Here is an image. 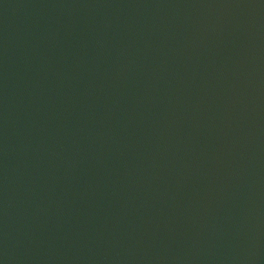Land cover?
Returning a JSON list of instances; mask_svg holds the SVG:
<instances>
[{
    "label": "water",
    "instance_id": "water-1",
    "mask_svg": "<svg viewBox=\"0 0 264 264\" xmlns=\"http://www.w3.org/2000/svg\"><path fill=\"white\" fill-rule=\"evenodd\" d=\"M0 264H264V0H0Z\"/></svg>",
    "mask_w": 264,
    "mask_h": 264
}]
</instances>
